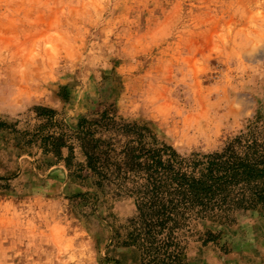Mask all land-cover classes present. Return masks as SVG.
Returning <instances> with one entry per match:
<instances>
[{
  "label": "rangeland",
  "instance_id": "1",
  "mask_svg": "<svg viewBox=\"0 0 264 264\" xmlns=\"http://www.w3.org/2000/svg\"><path fill=\"white\" fill-rule=\"evenodd\" d=\"M189 116L208 135L183 137ZM0 121V264H140L133 197L96 185L87 150L264 144V0H0ZM184 252L264 264V210L193 221Z\"/></svg>",
  "mask_w": 264,
  "mask_h": 264
},
{
  "label": "trees",
  "instance_id": "2",
  "mask_svg": "<svg viewBox=\"0 0 264 264\" xmlns=\"http://www.w3.org/2000/svg\"><path fill=\"white\" fill-rule=\"evenodd\" d=\"M9 127L0 121V131ZM66 134L43 133V147L58 155ZM241 138L188 156L166 144L122 150L120 158L95 146L87 150V170L96 185L112 182L133 197L136 216L128 220L123 244L140 252V264H186V234L197 219L238 209L264 210V144L241 143Z\"/></svg>",
  "mask_w": 264,
  "mask_h": 264
},
{
  "label": "bare ground",
  "instance_id": "3",
  "mask_svg": "<svg viewBox=\"0 0 264 264\" xmlns=\"http://www.w3.org/2000/svg\"><path fill=\"white\" fill-rule=\"evenodd\" d=\"M215 117L209 118L208 116H189L182 124V135L185 137L184 131H193L194 134L208 135V125L214 121Z\"/></svg>",
  "mask_w": 264,
  "mask_h": 264
}]
</instances>
